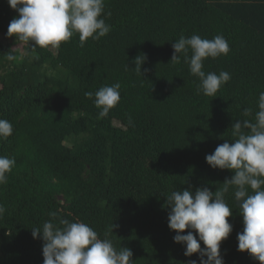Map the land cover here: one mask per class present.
Masks as SVG:
<instances>
[{
	"label": "trees",
	"instance_id": "trees-1",
	"mask_svg": "<svg viewBox=\"0 0 264 264\" xmlns=\"http://www.w3.org/2000/svg\"><path fill=\"white\" fill-rule=\"evenodd\" d=\"M17 15L0 0V37L13 39L0 38V119L13 127L0 139V156L15 160L0 185V264H43V241L31 233L51 212L88 224L101 239L113 223L107 238L130 249L134 264H199L173 240L166 197L215 192L234 175L211 168L205 156L233 142L237 121L255 123L264 92V0H105L101 18L110 32L83 47L73 35L59 49L33 50L6 36ZM182 35L228 42L227 55L203 61L206 74L231 76L215 97L196 93L199 78L183 54L170 61ZM137 58H144L141 75ZM117 82L121 99L99 118L94 97L84 94ZM225 201L232 231L220 243L224 264H259L237 250L243 222L233 189Z\"/></svg>",
	"mask_w": 264,
	"mask_h": 264
},
{
	"label": "clouds",
	"instance_id": "clouds-1",
	"mask_svg": "<svg viewBox=\"0 0 264 264\" xmlns=\"http://www.w3.org/2000/svg\"><path fill=\"white\" fill-rule=\"evenodd\" d=\"M7 3L18 15L9 23L6 36H14L16 41L33 50L37 47L59 49L63 42L76 34L83 47L89 38L99 40L111 30V26L101 18L105 0H7ZM172 48L170 61L179 63L180 54H183L190 73L199 78L197 94L215 97L221 86L231 79L225 71L206 74L202 70L206 58L216 59L229 53V44L222 35L211 40L199 35L189 38L182 35L172 43ZM7 59L11 61L16 57L8 54ZM135 61V69L141 75L140 65L144 58ZM120 88L117 82L84 95L87 99L94 97L98 116L104 118L119 103ZM258 109L255 123L237 121L231 126L233 142L225 141L212 154L205 156L211 168L231 170L234 173L231 179L225 180L215 192L206 187L197 188L194 193L191 190H174L166 197L168 227L176 233L173 240L185 245L186 257L198 254L199 264H224L220 243L232 231L227 219L232 215V209L225 201L230 189L234 190L243 222V231L237 235V250L247 251L259 264H264V92L259 94ZM244 115H251V109H244ZM12 133V124L0 119V139H6ZM14 166V159L0 156V185L8 182V173ZM5 211V206L0 204V217ZM49 216L51 219L43 224L42 229L32 228L31 233L34 239L39 235L43 241V264H134L130 249H117L107 238L113 234V223L105 238L101 239L84 222L60 218L56 212L49 213ZM186 229L189 230L187 234H181ZM7 234L11 235L10 232ZM189 264H197V261L191 260Z\"/></svg>",
	"mask_w": 264,
	"mask_h": 264
},
{
	"label": "rangeland",
	"instance_id": "rangeland-1",
	"mask_svg": "<svg viewBox=\"0 0 264 264\" xmlns=\"http://www.w3.org/2000/svg\"><path fill=\"white\" fill-rule=\"evenodd\" d=\"M0 38L3 40L4 43L9 42V41H13V39L6 40L5 38H2V37H0ZM115 124L119 125L117 122H115ZM65 144L68 146H71L73 144V141L71 139H69V140L65 141Z\"/></svg>",
	"mask_w": 264,
	"mask_h": 264
}]
</instances>
